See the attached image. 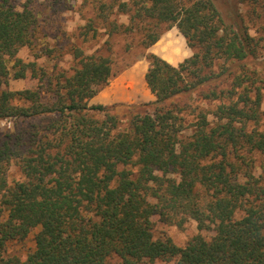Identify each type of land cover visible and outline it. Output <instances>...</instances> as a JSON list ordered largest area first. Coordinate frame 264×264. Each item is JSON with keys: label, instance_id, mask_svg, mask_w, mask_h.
Wrapping results in <instances>:
<instances>
[{"label": "trees", "instance_id": "1", "mask_svg": "<svg viewBox=\"0 0 264 264\" xmlns=\"http://www.w3.org/2000/svg\"><path fill=\"white\" fill-rule=\"evenodd\" d=\"M236 3L264 13V0ZM44 4L0 0V119L35 120L0 135V264H264V46L240 9L83 0L95 14L77 37L97 39L99 24L106 51L74 41L64 67L65 47L38 41ZM170 29L189 53L145 51L153 100L92 103L118 74L111 38L140 35L147 50ZM13 165L23 179H10ZM156 215L199 232L185 245L158 238ZM32 234L25 256L8 251Z\"/></svg>", "mask_w": 264, "mask_h": 264}, {"label": "rangeland", "instance_id": "2", "mask_svg": "<svg viewBox=\"0 0 264 264\" xmlns=\"http://www.w3.org/2000/svg\"><path fill=\"white\" fill-rule=\"evenodd\" d=\"M25 0H21L24 2ZM45 4L41 6L42 14L51 15L50 18L45 19L42 23L41 31L38 34L39 43L50 42L53 44L62 45L65 47L62 65L68 67L71 63V56L68 55L66 47L72 42L76 41L81 43L87 53L92 52L98 47L105 52L108 40V34L101 25L97 24L100 29V36L97 39H91L83 42L78 39L77 35L81 31L82 25L86 24L89 19L93 18L95 11L92 5L83 6V0H41ZM223 6L226 5L227 14L234 16L236 11L240 9L245 16L246 23L249 26L251 33L261 36L262 46H264V13L261 12L260 17L252 13L251 6L246 3H240L237 6L236 0H219ZM61 2V4H58ZM50 3H53L49 6ZM48 4V5H47ZM120 21L128 22V17L124 14L116 16ZM140 35L132 37L116 35L111 38L112 51L115 62V70L118 74L113 78L109 85H107L100 93L99 96L102 100L106 101L105 104L115 102L124 103H143L154 99V95L147 87L145 82V73L149 66V61L145 56V51L157 50L162 55L169 59H174L182 56L186 43L180 35L177 34L175 29L165 31L159 42L149 49L145 50L139 45ZM131 42L134 46L132 50L126 51V43ZM263 57L259 61L264 60ZM20 55L26 60L34 59V52L30 49H23ZM44 61V60H43ZM28 82L25 80H13L10 82V88L17 89L27 86ZM5 84H0V89L5 88ZM99 103V102H92ZM104 103V102H101ZM264 109V105H263ZM35 120H14V119H0V135L8 133H19L26 131L31 127ZM264 126V115L262 119ZM9 177L13 179H23L21 171L13 165ZM154 234L158 238L170 236L175 243L185 245L189 239L199 232L197 222L194 219L186 221L183 225L174 223H167L161 220L159 216H154ZM208 236L211 232H204ZM34 245L33 234L24 242H13L9 244L8 251L14 254L25 256L28 249H32ZM161 264H168L160 262ZM109 264H123L122 261L113 257ZM149 264V263H145Z\"/></svg>", "mask_w": 264, "mask_h": 264}, {"label": "crops", "instance_id": "3", "mask_svg": "<svg viewBox=\"0 0 264 264\" xmlns=\"http://www.w3.org/2000/svg\"><path fill=\"white\" fill-rule=\"evenodd\" d=\"M152 51H155V52H158L157 50H152ZM159 54H161L160 52H158ZM189 53V50H188V48H187V46H186V49L184 48V53L182 54V55H184V54H188ZM162 55V54H161ZM164 56V55H163ZM177 58V57H176ZM92 102H99V103H101V102H104V103H106V101H104V100H102V97L101 96H99V94H97L93 99H92Z\"/></svg>", "mask_w": 264, "mask_h": 264}]
</instances>
